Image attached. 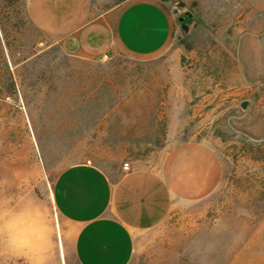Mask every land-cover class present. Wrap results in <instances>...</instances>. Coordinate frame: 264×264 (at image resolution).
<instances>
[{
    "label": "rangeland",
    "instance_id": "374dc122",
    "mask_svg": "<svg viewBox=\"0 0 264 264\" xmlns=\"http://www.w3.org/2000/svg\"><path fill=\"white\" fill-rule=\"evenodd\" d=\"M127 1L87 5L98 16ZM157 1L177 9L166 49L101 62L65 55L29 0H0V191L44 206L48 264H77L71 226L51 201L59 170H156L186 141L214 149L218 188L173 203L136 236L129 264H264V0ZM0 264L25 261L5 254Z\"/></svg>",
    "mask_w": 264,
    "mask_h": 264
},
{
    "label": "crops",
    "instance_id": "0c3cea01",
    "mask_svg": "<svg viewBox=\"0 0 264 264\" xmlns=\"http://www.w3.org/2000/svg\"><path fill=\"white\" fill-rule=\"evenodd\" d=\"M29 9L67 56H154L177 27L173 11L157 0H129L98 16H90L87 0H29ZM220 176L214 149L186 141L173 145L156 170L109 175L90 163L65 166L52 182L51 201L71 226L77 264H129L139 233L160 224L173 203L212 195Z\"/></svg>",
    "mask_w": 264,
    "mask_h": 264
},
{
    "label": "clouds",
    "instance_id": "9594fccd",
    "mask_svg": "<svg viewBox=\"0 0 264 264\" xmlns=\"http://www.w3.org/2000/svg\"><path fill=\"white\" fill-rule=\"evenodd\" d=\"M50 229L44 206L36 198L0 191V256L22 257L25 264H48L53 248Z\"/></svg>",
    "mask_w": 264,
    "mask_h": 264
},
{
    "label": "water",
    "instance_id": "95a60500",
    "mask_svg": "<svg viewBox=\"0 0 264 264\" xmlns=\"http://www.w3.org/2000/svg\"><path fill=\"white\" fill-rule=\"evenodd\" d=\"M173 13H174V14L177 13V9H173ZM187 16H188V14H185V15H183V16H179V17H178V21H179V22H183L184 19H185ZM182 28H183L184 30H186L185 25H182ZM245 106H246V103L243 102V103L241 104V108H245Z\"/></svg>",
    "mask_w": 264,
    "mask_h": 264
},
{
    "label": "built area",
    "instance_id": "2783aa9c",
    "mask_svg": "<svg viewBox=\"0 0 264 264\" xmlns=\"http://www.w3.org/2000/svg\"><path fill=\"white\" fill-rule=\"evenodd\" d=\"M108 56H109L108 54H103L98 59H99V61L104 62V61H106L108 59ZM122 169L123 170H128V165L127 164L123 165Z\"/></svg>",
    "mask_w": 264,
    "mask_h": 264
}]
</instances>
